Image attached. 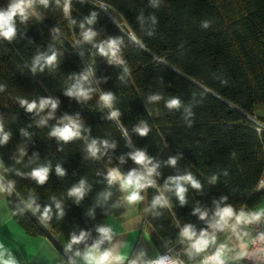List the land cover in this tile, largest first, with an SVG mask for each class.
I'll return each mask as SVG.
<instances>
[{
	"label": "trees",
	"instance_id": "obj_1",
	"mask_svg": "<svg viewBox=\"0 0 264 264\" xmlns=\"http://www.w3.org/2000/svg\"><path fill=\"white\" fill-rule=\"evenodd\" d=\"M260 105L264 0H0V173L74 259L107 247L116 175L168 246L256 208Z\"/></svg>",
	"mask_w": 264,
	"mask_h": 264
},
{
	"label": "crops",
	"instance_id": "obj_2",
	"mask_svg": "<svg viewBox=\"0 0 264 264\" xmlns=\"http://www.w3.org/2000/svg\"><path fill=\"white\" fill-rule=\"evenodd\" d=\"M130 185L133 190L121 185L123 212L105 218L112 233L107 247L103 252L86 248L76 257L78 264H146L163 250L164 243L145 224L143 208L137 205V191ZM7 195L0 185V264H66L47 238L27 234L13 220L7 207ZM248 240L247 228L238 220H231L219 234L207 241L205 248L219 252L226 259H235L242 256Z\"/></svg>",
	"mask_w": 264,
	"mask_h": 264
},
{
	"label": "built area",
	"instance_id": "obj_3",
	"mask_svg": "<svg viewBox=\"0 0 264 264\" xmlns=\"http://www.w3.org/2000/svg\"><path fill=\"white\" fill-rule=\"evenodd\" d=\"M261 189H264V175L255 187L257 191ZM221 211L222 216L204 229L205 237L190 240L183 236L180 243L165 245L146 264H264V207L248 210L243 205H225ZM231 220H238L247 228L249 240L241 257L226 259L219 252L205 248V244Z\"/></svg>",
	"mask_w": 264,
	"mask_h": 264
},
{
	"label": "water",
	"instance_id": "obj_4",
	"mask_svg": "<svg viewBox=\"0 0 264 264\" xmlns=\"http://www.w3.org/2000/svg\"><path fill=\"white\" fill-rule=\"evenodd\" d=\"M121 29L130 34L129 28L126 24H122ZM0 185L4 189V191L13 198L18 205L26 212V214L31 218V220L38 226V228L42 231L43 235L47 240L53 245V247L59 252V254L64 258L67 264H78L77 261L69 254L66 247L58 240V238L52 234L45 225L39 220V218L34 214V212L27 206V204L20 198L17 192L14 190L12 185L1 175L0 173Z\"/></svg>",
	"mask_w": 264,
	"mask_h": 264
},
{
	"label": "rangeland",
	"instance_id": "obj_5",
	"mask_svg": "<svg viewBox=\"0 0 264 264\" xmlns=\"http://www.w3.org/2000/svg\"><path fill=\"white\" fill-rule=\"evenodd\" d=\"M257 111L261 112V113H264V105H260L256 108ZM116 178L118 181H120V185H123L124 188H127V187H131L130 183L128 182V180L123 177V176H120V175H116ZM131 189L133 190V188L131 187ZM264 207V201H262L258 206L257 208H263ZM57 237V236H56ZM58 238L61 242H63L65 245L67 244L66 240L64 239L63 236L61 235H58Z\"/></svg>",
	"mask_w": 264,
	"mask_h": 264
}]
</instances>
